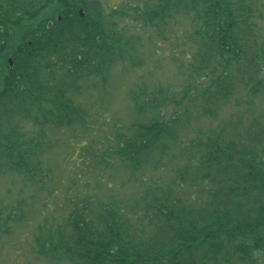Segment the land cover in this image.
<instances>
[{"label": "trees", "instance_id": "trees-1", "mask_svg": "<svg viewBox=\"0 0 264 264\" xmlns=\"http://www.w3.org/2000/svg\"><path fill=\"white\" fill-rule=\"evenodd\" d=\"M168 2L148 12L128 8L154 27L164 21ZM175 7L194 15L196 28L186 39L198 47L188 55L195 60L196 85L177 100L163 96V89L145 101L151 94L134 93L136 113L148 121L133 124V135L114 152L133 174L175 140L184 115L164 122L161 104L190 100L208 116L233 98L238 84L264 97V37L254 48L246 26L251 10L227 0H176ZM122 42L107 28L97 0H0V64L4 55L14 56V67L0 81V175L35 172V145L18 121L39 124L42 113L50 125L83 123L80 110L60 103L66 92L55 73L74 93L93 77L106 81L113 66L132 59ZM41 103L53 109L44 112ZM233 122L206 138L200 134L192 144V150L201 149L199 158L191 155L176 179L146 189L130 208L79 205L65 225L51 229L40 255L68 264H256L255 256H264V116L242 129Z\"/></svg>", "mask_w": 264, "mask_h": 264}, {"label": "rangeland", "instance_id": "rangeland-1", "mask_svg": "<svg viewBox=\"0 0 264 264\" xmlns=\"http://www.w3.org/2000/svg\"><path fill=\"white\" fill-rule=\"evenodd\" d=\"M97 1L107 28L122 36V46L130 51L132 59L113 66L106 81L93 77L88 84L79 83L82 89L75 93L68 91L67 83L63 84L61 75L55 73L56 84L66 92L60 95V103H70L80 110L84 124L50 125L42 113L39 124L18 121L21 134L34 142L36 156L32 163L36 169L31 176L19 172L0 175V264H68L40 252L51 229L65 225L79 205L89 204L98 211L101 203L116 202L128 209L146 189L176 179L178 171L192 163L191 155L199 158L201 149L192 150V144L200 134L205 138L213 135L230 121L242 129L264 116V97L251 96L241 84L233 98L214 109L213 115L199 113L190 100L161 104L164 122H170L178 112L184 115L175 129V140L166 142L167 149L161 158V154L154 155L152 162L133 174L114 156L125 138L133 135L136 128L130 127L148 121L147 116L136 113L133 95L146 92L151 95L143 101L157 99V93L163 89V96L177 100L193 89L197 78L192 70L196 65L188 55H196L198 47L186 38L196 24L194 15L178 13L176 0ZM168 1L170 7L160 26L144 24L139 17L142 12H130L128 8L136 5L148 12L164 7ZM227 1L239 10H251V19L246 18L249 24L244 22L251 30L244 28L254 37V48H258L264 37V0ZM13 58L12 54L2 57L0 81L7 69L14 67L10 65ZM204 85L195 88L200 91ZM39 107L44 112L53 109L49 103ZM255 259L256 264H264V256L256 255Z\"/></svg>", "mask_w": 264, "mask_h": 264}, {"label": "water", "instance_id": "water-1", "mask_svg": "<svg viewBox=\"0 0 264 264\" xmlns=\"http://www.w3.org/2000/svg\"><path fill=\"white\" fill-rule=\"evenodd\" d=\"M81 16H83V12L81 11Z\"/></svg>", "mask_w": 264, "mask_h": 264}, {"label": "flooded vegetation", "instance_id": "flooded-vegetation-1", "mask_svg": "<svg viewBox=\"0 0 264 264\" xmlns=\"http://www.w3.org/2000/svg\"><path fill=\"white\" fill-rule=\"evenodd\" d=\"M12 66V65H11Z\"/></svg>", "mask_w": 264, "mask_h": 264}]
</instances>
